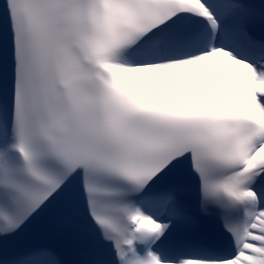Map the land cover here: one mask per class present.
Here are the masks:
<instances>
[{"label":"snow or ice","instance_id":"6c2138e0","mask_svg":"<svg viewBox=\"0 0 264 264\" xmlns=\"http://www.w3.org/2000/svg\"><path fill=\"white\" fill-rule=\"evenodd\" d=\"M0 264H264V0H0Z\"/></svg>","mask_w":264,"mask_h":264}]
</instances>
